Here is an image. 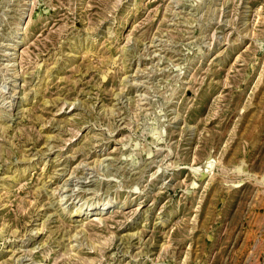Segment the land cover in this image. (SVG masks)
I'll return each instance as SVG.
<instances>
[{"label": "rangeland", "instance_id": "obj_1", "mask_svg": "<svg viewBox=\"0 0 264 264\" xmlns=\"http://www.w3.org/2000/svg\"><path fill=\"white\" fill-rule=\"evenodd\" d=\"M0 264H264V0H0Z\"/></svg>", "mask_w": 264, "mask_h": 264}, {"label": "bare ground", "instance_id": "obj_2", "mask_svg": "<svg viewBox=\"0 0 264 264\" xmlns=\"http://www.w3.org/2000/svg\"><path fill=\"white\" fill-rule=\"evenodd\" d=\"M79 210H81V208Z\"/></svg>", "mask_w": 264, "mask_h": 264}]
</instances>
